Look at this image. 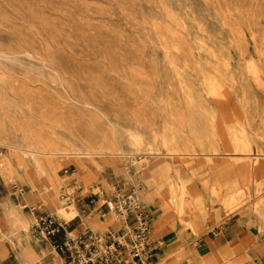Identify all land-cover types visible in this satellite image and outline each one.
<instances>
[{"label": "rangeland", "instance_id": "374dc122", "mask_svg": "<svg viewBox=\"0 0 264 264\" xmlns=\"http://www.w3.org/2000/svg\"><path fill=\"white\" fill-rule=\"evenodd\" d=\"M0 104L16 128H35L44 141L103 140L126 153L115 170L101 169L110 190L101 181L71 188L68 203L76 207L90 194L101 196L95 210L117 188L145 189L150 147L183 179L245 186L250 195L241 211L209 201L205 232L181 237L195 263L207 235L221 230L217 241L248 250L243 264H264V224L253 213L264 199V0H0ZM201 143L217 152L209 157ZM242 144L248 151L236 150ZM247 161L263 167L258 186ZM73 169L69 160L58 174ZM25 196L0 177V201L46 209ZM159 203L144 204L152 219ZM113 218L92 233L116 231L118 216L105 221ZM31 230L32 243L55 252ZM0 244L11 254L4 264H18L7 241Z\"/></svg>", "mask_w": 264, "mask_h": 264}, {"label": "bare ground", "instance_id": "6f19581e", "mask_svg": "<svg viewBox=\"0 0 264 264\" xmlns=\"http://www.w3.org/2000/svg\"><path fill=\"white\" fill-rule=\"evenodd\" d=\"M74 140L77 143H66L61 146L54 142L44 141L35 128H16L14 120L11 116H7L4 106L0 104L1 179L7 186L17 187L22 195H26L27 201L41 203L51 215L65 223L78 215L75 203L71 201L66 204L65 202L64 193L67 180L85 189L101 181L102 188L106 191L110 190L109 183L106 180H100L101 169L106 165H112L115 170L119 158L126 154L121 149L106 145L103 140L97 144L86 142L79 137H74ZM199 149L208 152L209 157L217 152V149L202 143ZM248 149L246 144L236 148L241 152H246ZM156 151L154 147L149 148L152 162L146 168L145 189L135 188V190L139 200L147 207L152 206L156 199L160 202V213L151 220L152 228L169 241L177 240L174 247L167 251L165 259H173L177 264H188L189 255L181 234L184 230H188L193 235L200 236L205 231L209 217L207 207L209 201L217 202L229 213H235L241 211L250 193L243 189L245 186L238 188L235 185L212 183L208 178L202 182L183 179L177 169L155 158L157 154L154 152ZM187 151L189 150H183V152ZM135 154L137 153L130 152V155ZM69 160L74 168L72 174L66 177L60 176L59 170ZM244 165L252 171L256 178L255 184L258 186L259 180L257 179L261 178L263 167L259 162L250 161L245 162ZM207 166L213 169L215 163L211 161ZM192 167L186 166V169ZM170 171L174 172L175 177L170 176ZM0 207L6 219L5 230H2L3 226H0V239L7 241L20 264H33L41 260L37 254V245L32 243L26 231L28 218L23 207L15 204L11 197L0 201ZM35 208L30 207L31 211ZM253 213L264 224V199L258 197ZM116 222L114 218L103 223L97 221L91 227L93 230H103L106 224ZM171 223H174L177 228L174 229ZM31 226L32 224L30 229ZM7 254L4 244H0V260ZM55 261L56 264H62V259L57 253ZM203 264L227 263L207 250L204 253Z\"/></svg>", "mask_w": 264, "mask_h": 264}, {"label": "built area", "instance_id": "2783aa9c", "mask_svg": "<svg viewBox=\"0 0 264 264\" xmlns=\"http://www.w3.org/2000/svg\"><path fill=\"white\" fill-rule=\"evenodd\" d=\"M67 174L68 170L64 169ZM101 198L92 195L87 204L94 208ZM101 217L115 214L123 225L118 230L94 234L87 230L72 233L68 224L49 213L38 212L32 228L63 257L65 264H151L153 236L151 214L135 190L117 188L110 199L96 208Z\"/></svg>", "mask_w": 264, "mask_h": 264}, {"label": "crops", "instance_id": "0c3cea01", "mask_svg": "<svg viewBox=\"0 0 264 264\" xmlns=\"http://www.w3.org/2000/svg\"><path fill=\"white\" fill-rule=\"evenodd\" d=\"M73 186L74 185L72 184L71 180L70 181L67 180V184L65 187V193H64V198L67 199V203L70 201V199H72L73 193L70 192V190ZM92 195H95L96 197L101 198V196L96 194V193L83 197L81 200L78 201L77 207L75 206L77 209V212H78L77 217H75L74 219H72L71 221H69L67 223L68 228L70 230H72V233H74V234H77L78 232L83 231V230H87L89 232H92L91 231V225L96 224L97 221L99 223L105 222L106 217H108V215H109V214H107L105 217H101L99 211H97L96 209L95 210L91 209L87 203H84V200L87 201L88 198L91 197ZM1 199L2 198H0V200ZM31 206H34L37 208V206L34 204L25 205L23 207V211L25 208L31 207ZM148 210H149V213L151 214V218H153L152 215H154V214L150 212V209H148ZM89 211H91V214H89ZM38 212L49 213V212H47L46 209H39ZM3 215H4V213L0 207V226H3L4 222L6 221L5 215H4V217H3ZM26 216L28 218L26 231H27L28 235L30 237H32V230L30 229V225H31V221L34 220V218H35V213L31 212L28 215L26 214ZM59 221H61V220H59ZM70 222H72L71 226L69 225ZM122 225H123V221L121 220V226L120 227H122ZM117 226H118V223L111 225L110 228L115 229V228H117ZM173 228L176 229L177 226H175V224H174ZM204 232L205 231H203L201 233V235ZM156 234H159L158 235L159 237H156ZM220 234H221V230H220V232H215L214 236L211 234L207 235V237L205 238L207 247H205L203 249V251L201 253V261L199 263H195L193 261V257H192L193 253L187 251V253L189 255V263L188 264H203L204 253L207 250H210L212 255L218 257L224 263H227V264H243L244 261H246L248 258H250V254H249L248 250H242L241 245L238 247L230 248L227 243H221V241H217V236H219ZM152 236H153V246H152L151 250H153V256H152L151 264H177L176 261L173 259H170V260L165 259L167 256V251L169 249H172L174 247V245L177 243V241L176 240L169 241V240L165 239L164 236H162L158 231L153 230V228H152ZM191 237H195V236H189L188 240ZM37 247H38L37 248V254L39 255L41 260L36 261L33 264H39V263L40 264H56V261H55L56 252L49 251L48 250L49 246L44 244V243L39 242L37 244ZM5 248L7 249L8 254L3 259L0 260V264H4V262L8 259V256L11 255L9 250H8V247L6 246ZM259 250L261 251V249H259ZM57 255L60 256L59 254H57ZM60 258L64 261L63 257L60 256ZM16 262L18 264H20L18 259ZM63 264H65V261Z\"/></svg>", "mask_w": 264, "mask_h": 264}]
</instances>
